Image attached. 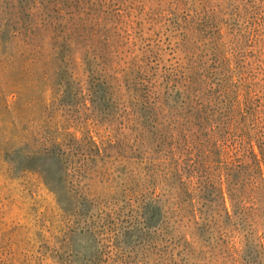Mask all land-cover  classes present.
Instances as JSON below:
<instances>
[{
	"label": "rangeland",
	"instance_id": "rangeland-1",
	"mask_svg": "<svg viewBox=\"0 0 264 264\" xmlns=\"http://www.w3.org/2000/svg\"><path fill=\"white\" fill-rule=\"evenodd\" d=\"M250 145L264 0H0V264H264Z\"/></svg>",
	"mask_w": 264,
	"mask_h": 264
},
{
	"label": "trees",
	"instance_id": "trees-1",
	"mask_svg": "<svg viewBox=\"0 0 264 264\" xmlns=\"http://www.w3.org/2000/svg\"><path fill=\"white\" fill-rule=\"evenodd\" d=\"M254 33H255V30H254ZM226 62H225V60H220V65L223 69V72L220 74L221 75L220 82L217 84L218 88H216L212 92L213 94L216 93V95H217L214 98V100H219L218 102L221 104V107L217 108V110H214V112L217 113L218 116L221 117L222 122L226 124V127L228 129V135L230 134V139H232L236 135V133L238 134L237 136H240V137L246 139V138H249L250 135L245 129L247 126L244 125L242 122H238L236 119V116L234 113L235 112L234 111V105L236 103V100L232 96L234 93L232 90L233 89L232 87H234V88L236 87V93H237L238 89L242 88L244 82L248 80V77L243 76V72L239 71L237 68L230 67L229 61L227 63ZM225 64H227V66ZM236 74L238 75V78L236 81H234L233 78ZM251 84H254V83H251ZM212 126L215 129L218 128L217 125L214 126V124H212L211 127ZM212 130H214V129H212ZM215 134H216V132H215ZM228 139L229 138L226 136V140H228ZM216 141L218 142V141H223V140H221L219 138ZM251 143H252V139H251V141L248 142V144H251ZM220 145H221L220 146L221 148L226 147L229 149L228 151H226V155H227L226 158L232 157V155H229L230 151L233 152V156L235 155V151L232 150L233 147L230 149L229 145H226L225 142H223V144H220ZM250 148H251L250 152L254 155V161H253V163L248 164L247 167L251 171L253 169H255V170L261 169V163H262V161H264V153H263V158L260 159V158H258V155L255 154L252 145H250ZM239 151L240 150H238L237 152H239ZM243 156L244 157L247 156L246 152H245V154H243ZM236 161H240V160H238L237 156L236 157L234 156V158L231 159L230 163L234 164V162H236ZM226 164H228V163H226ZM227 180H228V177H227ZM251 183H252V185L256 186L255 185L256 180H254V177H251Z\"/></svg>",
	"mask_w": 264,
	"mask_h": 264
}]
</instances>
